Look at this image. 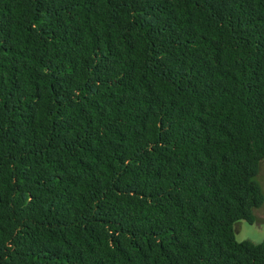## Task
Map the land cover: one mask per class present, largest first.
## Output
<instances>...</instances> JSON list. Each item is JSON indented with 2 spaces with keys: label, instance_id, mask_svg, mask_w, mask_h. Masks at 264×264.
<instances>
[{
  "label": "trees",
  "instance_id": "16d2710c",
  "mask_svg": "<svg viewBox=\"0 0 264 264\" xmlns=\"http://www.w3.org/2000/svg\"><path fill=\"white\" fill-rule=\"evenodd\" d=\"M264 0H0V264H264Z\"/></svg>",
  "mask_w": 264,
  "mask_h": 264
},
{
  "label": "rangeland",
  "instance_id": "374dc122",
  "mask_svg": "<svg viewBox=\"0 0 264 264\" xmlns=\"http://www.w3.org/2000/svg\"><path fill=\"white\" fill-rule=\"evenodd\" d=\"M256 179L264 195V159L259 164ZM253 212L254 220L252 223L246 220L236 222L235 237L238 241L250 240L254 243H260L264 240V199L259 207L253 209Z\"/></svg>",
  "mask_w": 264,
  "mask_h": 264
}]
</instances>
